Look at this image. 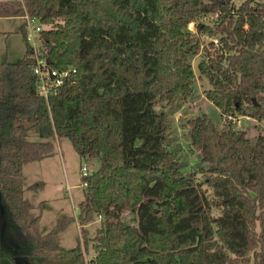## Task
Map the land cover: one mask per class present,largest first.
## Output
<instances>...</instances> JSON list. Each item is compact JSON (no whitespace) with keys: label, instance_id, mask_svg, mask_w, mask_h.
<instances>
[{"label":"trees","instance_id":"16d2710c","mask_svg":"<svg viewBox=\"0 0 264 264\" xmlns=\"http://www.w3.org/2000/svg\"><path fill=\"white\" fill-rule=\"evenodd\" d=\"M23 5L48 24L40 38L49 65L75 71L48 98L39 93L23 23V54L0 60V264H17L6 246L11 236L34 264H86L79 241L66 248L55 236L74 218L37 233L41 213L23 195V164L53 155L60 136L80 167L91 165L80 174L85 198L77 219L94 264H264V134L250 136L232 121L264 119V0ZM24 6L0 0V15H20ZM205 15L215 16L213 24ZM190 22L219 37L197 68L222 122L201 112L187 126L211 197L194 173L183 172L169 139V111L196 91L191 60L200 40ZM33 128L37 141L27 138ZM125 209L136 213V224L123 222ZM95 215L101 221L88 237L84 224Z\"/></svg>","mask_w":264,"mask_h":264},{"label":"rangeland","instance_id":"374dc122","mask_svg":"<svg viewBox=\"0 0 264 264\" xmlns=\"http://www.w3.org/2000/svg\"><path fill=\"white\" fill-rule=\"evenodd\" d=\"M239 2L240 0H235ZM207 16V15H205ZM215 16H207L202 18L206 24H213L212 20ZM22 24L21 14L13 16L0 15V60L9 59L16 60L21 56L25 49V41L19 28ZM4 28L8 31L4 32ZM199 37L200 45L197 54L191 60L192 70L195 73L196 91L190 96L186 103H181L179 107L169 111V119L171 127L169 131V139L172 141V147L175 156L181 161L182 170L186 174H195V178L201 183V187L211 197L212 190L203 182V175L199 171V166L205 164L196 147L191 144L187 135L188 119L196 113L204 112L213 120L222 122L218 108L207 99L203 90L209 85L208 79L200 74L197 63L205 57V48L209 46L210 37H218L207 32H198L196 28L188 27ZM207 34V35H206ZM211 35V36H210ZM219 38V37H218ZM159 106V105H157ZM236 129H247L248 135H255L261 130L264 134V126L262 120L257 121L246 115L232 119ZM258 123V126L255 124ZM27 138L37 141V128L31 129ZM55 152L53 155L45 156L42 159L29 161L23 164L22 178L24 186V194L31 201V212L36 215L41 213L40 223L35 230L37 233H44L60 218L73 217L63 227L55 231L58 243L66 248L74 247L76 242H80L85 255H91L93 248L90 244L89 248L83 244L80 228L77 222L78 203L85 198L84 188L81 184V167L78 154L72 143L65 136L55 137ZM90 170L91 165L85 164ZM34 184V185H32ZM32 185V187H31ZM219 208L213 206L212 213H219ZM123 222L136 224V213L125 209L121 213ZM101 220L99 215L90 222L84 224L86 236H92L95 225ZM6 246L10 247L14 252V258L17 264H29L25 257L19 255L18 239L10 237L6 242ZM31 264H34L30 262Z\"/></svg>","mask_w":264,"mask_h":264},{"label":"built area","instance_id":"2783aa9c","mask_svg":"<svg viewBox=\"0 0 264 264\" xmlns=\"http://www.w3.org/2000/svg\"><path fill=\"white\" fill-rule=\"evenodd\" d=\"M17 1H19L22 4V6H24L23 5L24 0H17ZM21 17H22V23L24 24L25 37H26V40H28L32 46V57L35 59V64L33 66V72L34 74L37 75V91H39V93H41L45 98H48L51 94L56 92L55 90L61 84L65 82V80L70 76L71 74L70 72L75 71V68H71V67L70 68H59V67H53V66L51 67L46 57H44L42 54V51H41L42 40L40 38V33L42 29L47 27L48 24L43 23L38 16L36 15L33 16L30 13H28V11L25 9V6H24V11L21 13ZM206 17L207 16H205L204 18ZM188 27L196 28L194 22H190L188 24ZM210 40L213 41V44L215 46H218L219 44L218 37L211 36ZM242 115H245V114H242ZM242 115H239L238 117ZM246 116L251 117L249 115H246ZM251 118L256 120L254 117H251ZM232 119H234V117ZM260 120H262L263 122L262 125L264 126V119H260ZM89 171L90 170L87 169V166L84 163L81 166L80 174L85 175ZM99 219H101V215H99ZM92 256H94V251L91 255L84 256L86 264H94V262H91Z\"/></svg>","mask_w":264,"mask_h":264},{"label":"crops","instance_id":"0c3cea01","mask_svg":"<svg viewBox=\"0 0 264 264\" xmlns=\"http://www.w3.org/2000/svg\"><path fill=\"white\" fill-rule=\"evenodd\" d=\"M5 16V15H4ZM6 16H10V15H6ZM11 16H13V15H11ZM4 32H7L8 30L6 29V28H4V30H3ZM44 158V157H43ZM42 159V158H41ZM23 195L26 197V195L24 194V191H23ZM27 198V197H26ZM28 199V198H27ZM29 200V199H28ZM30 201V200H29ZM31 202V201H30ZM41 220V219H40ZM77 222H78V219H77ZM78 225H79V223H78Z\"/></svg>","mask_w":264,"mask_h":264},{"label":"water","instance_id":"95a60500","mask_svg":"<svg viewBox=\"0 0 264 264\" xmlns=\"http://www.w3.org/2000/svg\"><path fill=\"white\" fill-rule=\"evenodd\" d=\"M253 99H254V98H253ZM23 258H24V257H23ZM25 260H26L29 264H31V263H30L31 261H30L28 258L25 257Z\"/></svg>","mask_w":264,"mask_h":264}]
</instances>
